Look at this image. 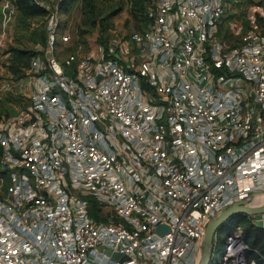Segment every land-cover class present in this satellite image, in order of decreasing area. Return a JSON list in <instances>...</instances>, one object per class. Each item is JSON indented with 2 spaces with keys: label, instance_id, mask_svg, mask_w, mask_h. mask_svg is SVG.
<instances>
[{
  "label": "built area",
  "instance_id": "2783aa9c",
  "mask_svg": "<svg viewBox=\"0 0 264 264\" xmlns=\"http://www.w3.org/2000/svg\"><path fill=\"white\" fill-rule=\"evenodd\" d=\"M231 1L154 0L136 53L97 60L52 20L0 121V264H196L210 219L264 193V33L220 38ZM237 227L212 264H257Z\"/></svg>",
  "mask_w": 264,
  "mask_h": 264
},
{
  "label": "rangeland",
  "instance_id": "374dc122",
  "mask_svg": "<svg viewBox=\"0 0 264 264\" xmlns=\"http://www.w3.org/2000/svg\"><path fill=\"white\" fill-rule=\"evenodd\" d=\"M47 2V14H26L19 7L15 13L9 12L0 0V121L18 117L28 110L32 91L30 55L44 47L52 20L60 21L58 34H70L69 41L58 45L59 50L63 49L62 57L79 45L95 60L111 50L130 56L137 49L134 36L148 28L147 15L154 4V0H145L142 9L134 5L133 0ZM225 15L219 36L227 43H241L255 33H264V0H232ZM252 217L253 214L248 215L246 222L264 227ZM227 221L216 234L217 248L233 228ZM235 222L241 220L233 217L231 224Z\"/></svg>",
  "mask_w": 264,
  "mask_h": 264
},
{
  "label": "water",
  "instance_id": "95a60500",
  "mask_svg": "<svg viewBox=\"0 0 264 264\" xmlns=\"http://www.w3.org/2000/svg\"><path fill=\"white\" fill-rule=\"evenodd\" d=\"M117 58H119V54H115ZM100 77V75H99ZM257 193L250 194L249 197H245L236 201L229 203L228 206L223 207L219 213L214 215L209 223L207 224V228L205 230L204 237L201 241V251L200 256L196 262V264H211L213 261V254L215 250V237L217 232L223 227L222 225L230 219L235 214L244 213V214H254V213H263L264 212V198L260 202H253L254 196ZM264 197V193H262ZM166 227L164 225H159L158 231L163 232L166 231ZM99 249H102L100 246ZM106 252L111 254L113 258H120L124 260L128 258V255L125 254L121 256L119 252H114L110 248H106Z\"/></svg>",
  "mask_w": 264,
  "mask_h": 264
},
{
  "label": "trees",
  "instance_id": "16d2710c",
  "mask_svg": "<svg viewBox=\"0 0 264 264\" xmlns=\"http://www.w3.org/2000/svg\"><path fill=\"white\" fill-rule=\"evenodd\" d=\"M13 2L15 3L17 9L19 7L26 14H47L48 12L46 8L35 4L31 0H17V2L13 0ZM133 2H134V5H136L139 8L143 9L145 7V0H133ZM154 6L155 5L153 4L152 9L149 11V15H147L148 17V20L146 23L147 26H149V24L154 20V17H153ZM33 53L34 52H32V54L30 55L31 56L30 59L32 58ZM90 203L92 205L91 207L92 212L97 214V208L95 207V201L91 200ZM233 217L238 218L239 220H241V222H235V224L232 225L231 222H232ZM246 218H248L247 214L239 213V214H235L232 217H230V219H228L227 222H230V225L233 226L231 231L235 229L237 226H241L244 229L245 236L247 240L249 241V243L251 244V247H253L250 252V255L256 258L257 264H264V227L256 225L252 221L248 222L249 220L246 222ZM230 225L228 226L229 228L231 227ZM221 250H222L221 247L217 248V245H215V252L217 254L220 253Z\"/></svg>",
  "mask_w": 264,
  "mask_h": 264
},
{
  "label": "bare ground",
  "instance_id": "6f19581e",
  "mask_svg": "<svg viewBox=\"0 0 264 264\" xmlns=\"http://www.w3.org/2000/svg\"><path fill=\"white\" fill-rule=\"evenodd\" d=\"M263 195L260 194V193H257L255 196H254V199H253V202H260L263 200Z\"/></svg>",
  "mask_w": 264,
  "mask_h": 264
}]
</instances>
